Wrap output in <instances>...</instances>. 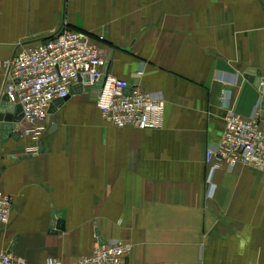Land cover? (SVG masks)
<instances>
[{
    "label": "crops",
    "instance_id": "crops-1",
    "mask_svg": "<svg viewBox=\"0 0 264 264\" xmlns=\"http://www.w3.org/2000/svg\"><path fill=\"white\" fill-rule=\"evenodd\" d=\"M63 24L111 52L108 74L162 91L164 125L111 126L83 93L56 108L53 132L23 120L0 139L14 200L0 255L75 264L102 238L132 244L124 264H264V172L223 166L209 196L205 163L228 111L248 118L260 102L245 73L264 77V0H0V102L4 62Z\"/></svg>",
    "mask_w": 264,
    "mask_h": 264
},
{
    "label": "built area",
    "instance_id": "built-area-1",
    "mask_svg": "<svg viewBox=\"0 0 264 264\" xmlns=\"http://www.w3.org/2000/svg\"><path fill=\"white\" fill-rule=\"evenodd\" d=\"M105 52L90 35L63 24L37 46L20 44L13 56L4 62L5 82L1 98L22 106L23 120L32 126L27 134L39 136L45 125L48 109L57 99L66 98L73 86L81 84L90 90L104 74ZM130 82L107 74L101 94L95 103L103 118L114 127L159 129L164 125V93L148 91L139 86L125 93ZM262 99L248 118L230 109L225 116L224 131L218 143L207 145V194L212 196L216 171L226 166L248 165L264 172V119ZM1 139V138H0ZM1 141V140H0ZM1 145V142H0ZM13 198L0 190V226L8 224L13 210ZM132 244L117 240L106 241L83 255L75 264H124L132 252ZM0 264H30L11 251H3ZM46 264H63L55 257Z\"/></svg>",
    "mask_w": 264,
    "mask_h": 264
},
{
    "label": "water",
    "instance_id": "water-1",
    "mask_svg": "<svg viewBox=\"0 0 264 264\" xmlns=\"http://www.w3.org/2000/svg\"><path fill=\"white\" fill-rule=\"evenodd\" d=\"M111 61V52H109L107 56V63L104 68V74L100 77L97 83L93 86L90 90L83 89L81 84H77L73 86L70 90V94L63 99L55 100L50 108L48 109V114L46 116V123L50 125V132H53L57 128V124L53 123L52 121V114L56 111V108L60 106L65 100H67L72 94L74 93H83L85 95H90L93 99H96L97 96L101 94L104 81L108 74L109 65ZM245 77L255 84V86L259 89L260 93L262 94L261 99V108H262V118L264 119V77L263 73L260 69L250 68L246 71ZM130 82L129 87L125 90V93L130 95L132 88L137 86V82ZM23 121V113H22V106L20 104H15L9 101L8 96L5 95L2 97L0 102V133H1V140L6 141L10 137L15 139H19L21 135L19 134V128ZM44 149L43 141L39 140V150L34 154H26L22 158H27L30 156H35L41 153ZM59 217H63V212L58 213ZM62 221V220H61ZM59 228H64L63 221L58 226ZM101 244L105 243V240L100 238Z\"/></svg>",
    "mask_w": 264,
    "mask_h": 264
}]
</instances>
